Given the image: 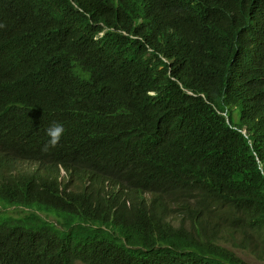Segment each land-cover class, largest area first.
<instances>
[{
    "label": "trees",
    "instance_id": "trees-1",
    "mask_svg": "<svg viewBox=\"0 0 264 264\" xmlns=\"http://www.w3.org/2000/svg\"><path fill=\"white\" fill-rule=\"evenodd\" d=\"M0 24V264L264 261V0H0ZM44 108L71 134L47 152Z\"/></svg>",
    "mask_w": 264,
    "mask_h": 264
},
{
    "label": "bare ground",
    "instance_id": "bare-ground-1",
    "mask_svg": "<svg viewBox=\"0 0 264 264\" xmlns=\"http://www.w3.org/2000/svg\"><path fill=\"white\" fill-rule=\"evenodd\" d=\"M222 13V12H221ZM23 46H21L20 42L17 45L16 49H19ZM23 48H30L24 46ZM31 48H33L31 46ZM34 60V58H32ZM181 86V85H180ZM49 108H44V109H39L36 110L35 113H32V118L35 121L33 124L31 123L30 127L32 131H34V134L31 135V138L37 136L40 132H45L47 134V129L52 125V124H46L48 122L42 121V120H37L36 119V114L41 113V112H48ZM71 134H63L62 136H70ZM49 140V137H48ZM47 140V142H48ZM5 144H16L15 141H6ZM92 155L96 154V151H90ZM70 162H58L54 164H47V160L45 158L43 159H36L34 155L27 156L21 161V165L19 166V171L21 172H29L33 177H38V172H45L47 170H50L51 168L56 169L57 172H64L66 168L70 167Z\"/></svg>",
    "mask_w": 264,
    "mask_h": 264
},
{
    "label": "clouds",
    "instance_id": "clouds-1",
    "mask_svg": "<svg viewBox=\"0 0 264 264\" xmlns=\"http://www.w3.org/2000/svg\"><path fill=\"white\" fill-rule=\"evenodd\" d=\"M4 25L0 24V28H3ZM64 127L61 123H53L48 129H47V135L49 137V140L47 144L44 146L43 151L47 152L50 148H54L58 145L60 141V137L64 134Z\"/></svg>",
    "mask_w": 264,
    "mask_h": 264
},
{
    "label": "rangeland",
    "instance_id": "rangeland-1",
    "mask_svg": "<svg viewBox=\"0 0 264 264\" xmlns=\"http://www.w3.org/2000/svg\"><path fill=\"white\" fill-rule=\"evenodd\" d=\"M64 174L63 172H61ZM232 249L237 253L238 256L242 257L250 264H264V261L257 260L254 256H252L248 251H242L239 248L232 247Z\"/></svg>",
    "mask_w": 264,
    "mask_h": 264
}]
</instances>
